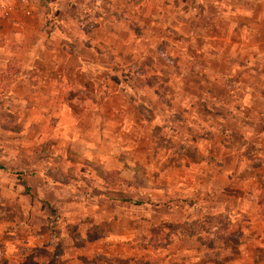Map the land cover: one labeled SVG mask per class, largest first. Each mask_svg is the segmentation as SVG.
I'll return each mask as SVG.
<instances>
[{"label": "rangeland", "instance_id": "374dc122", "mask_svg": "<svg viewBox=\"0 0 264 264\" xmlns=\"http://www.w3.org/2000/svg\"><path fill=\"white\" fill-rule=\"evenodd\" d=\"M130 1L139 0H118L125 2L124 11L107 13L105 28L116 38L104 39L96 23L91 31L84 23L68 28L79 27L124 55L131 39H139L134 50L141 56L132 63L108 52L107 77L112 86L135 84L130 94L144 106L125 105L121 114L100 119L94 105V117H25L30 106L9 97L24 44L0 19V264L20 263L32 249L56 246L61 264H124L111 259L113 242L128 251L133 242L138 264L176 259L185 249L190 257L197 252L241 263L262 255L258 246L246 245L260 238L251 237L255 230L264 239V217L258 215L264 211V100L245 99L258 94L245 89L258 75L240 70L235 84L230 79L210 88L209 77L196 72L200 60L182 57L194 55L196 44L182 50L178 37L160 40L155 25L137 24ZM177 12L161 11L160 21L173 19L174 25ZM100 14L88 11L84 19L94 22ZM41 17L48 19L49 11L41 9ZM133 69L137 80L122 73ZM99 93L93 80L84 96L95 103ZM100 172H116V181L103 182Z\"/></svg>", "mask_w": 264, "mask_h": 264}, {"label": "crops", "instance_id": "0c3cea01", "mask_svg": "<svg viewBox=\"0 0 264 264\" xmlns=\"http://www.w3.org/2000/svg\"><path fill=\"white\" fill-rule=\"evenodd\" d=\"M117 1L41 0L40 4L34 3L35 18L29 20L26 27L11 26V31L18 38L17 41H22L24 44V50L19 57L22 59L21 69L10 89L9 97L14 104L30 106V109L25 111V117H60L62 120L67 117H82V113L85 112L91 113L94 117V112L89 111V105H94L99 108V111L95 110V117L100 119V117H108L109 114L116 115L117 112L121 114V109L125 105L144 106V102L141 101L143 99L139 95L135 97L130 94L135 84L128 83L130 85L128 86L120 82L112 86L107 77L108 52L113 56L112 59H123L132 63V57L141 56L134 50L139 39L136 37L131 39L125 51L127 55H124L119 49L110 48L102 39L95 42L90 33L79 28L84 23L87 27L83 29L91 31L92 25L96 23L104 30V39L116 38L117 33L107 32L105 25H108V11L111 14L115 11H124L125 2L119 4ZM127 8L138 25L143 21H147L149 26L155 25L157 31L154 35H158L160 40H168V37L172 40L178 37L185 44L182 45V50L186 48L187 43L194 42L196 44L194 55L185 54L182 57L187 63L194 57L200 60L196 72L201 74L203 79L205 76L209 77L205 80V85L214 88V85L219 86L226 81L229 84L230 79H234L235 84V74L243 70L245 73L258 75V79L245 86L247 91H258V94L249 93L245 99L264 100L262 93L264 90V0H174L173 2L139 0L130 1ZM41 9L49 11V18L45 21L41 17ZM71 10L80 11V14L72 16L69 14ZM165 10L178 11L176 15L179 21H174V25L173 19L161 22L160 19L163 17L161 11ZM88 11H99L101 14L92 22L84 19ZM76 24L79 26L77 29L73 31L68 29ZM164 58L168 57L164 55ZM122 73L129 74L132 80L140 77L139 71L134 69L131 74ZM93 80L99 88L101 97L98 102L89 103L84 92L91 90ZM146 88L143 86V89L149 93V88H147L149 91ZM148 99L151 101L149 94ZM90 125L92 127L90 131H93L96 124L92 122ZM62 128L64 127L60 130ZM86 136L95 139V133H88ZM261 234L262 230H255L251 237L260 236L258 241L253 239L246 243L255 250L257 247L253 246H258V251L262 255L257 260L250 257L245 259L244 263L239 259L220 261L202 258L197 252L190 257L189 251L185 249V253L180 257L164 261L161 259L160 264H264V239ZM129 243H131V251L127 249L130 247L123 246L125 244L120 243L116 246L117 242H113L115 253L111 259H117L124 264H134V262L138 264L141 259L138 255L139 251L134 253L132 248L134 244ZM176 249L181 250L180 248L173 250ZM113 261L100 264H114ZM96 262L98 261L93 260L91 264H97Z\"/></svg>", "mask_w": 264, "mask_h": 264}, {"label": "trees", "instance_id": "16d2710c", "mask_svg": "<svg viewBox=\"0 0 264 264\" xmlns=\"http://www.w3.org/2000/svg\"><path fill=\"white\" fill-rule=\"evenodd\" d=\"M147 86L149 88H152L150 84H148ZM116 174H117L116 172H104V173L100 172L99 177L100 179L103 180V182L111 183L113 181H116ZM258 213L260 217H264V211H259ZM91 240L92 237L87 236L86 241L89 242ZM166 245H167V241L160 243L158 245V248L164 249ZM61 255H62V251L57 246L49 250L46 248H35L32 249V252L26 255L23 258V261L20 263L3 262L2 264H61L60 261Z\"/></svg>", "mask_w": 264, "mask_h": 264}, {"label": "built area", "instance_id": "2783aa9c", "mask_svg": "<svg viewBox=\"0 0 264 264\" xmlns=\"http://www.w3.org/2000/svg\"><path fill=\"white\" fill-rule=\"evenodd\" d=\"M30 0H0V19L16 27H26L35 18Z\"/></svg>", "mask_w": 264, "mask_h": 264}]
</instances>
